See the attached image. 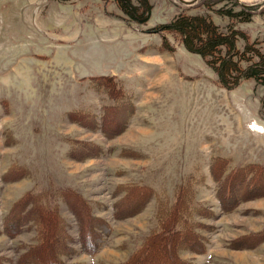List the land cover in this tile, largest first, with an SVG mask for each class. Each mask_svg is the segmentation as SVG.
<instances>
[{
	"label": "rangeland",
	"instance_id": "rangeland-1",
	"mask_svg": "<svg viewBox=\"0 0 264 264\" xmlns=\"http://www.w3.org/2000/svg\"><path fill=\"white\" fill-rule=\"evenodd\" d=\"M149 2L139 24L114 0H0L4 264L37 243L31 223L3 231L29 192L60 217L69 263L123 264L149 248L145 263L166 264L168 243L147 239L187 219L185 264H264V84L223 86L160 30L178 13L203 14L264 55L263 0ZM240 9L248 20L223 14ZM84 210L108 224L94 254L80 248Z\"/></svg>",
	"mask_w": 264,
	"mask_h": 264
},
{
	"label": "trees",
	"instance_id": "trees-1",
	"mask_svg": "<svg viewBox=\"0 0 264 264\" xmlns=\"http://www.w3.org/2000/svg\"><path fill=\"white\" fill-rule=\"evenodd\" d=\"M114 1L128 20L139 24L148 20L152 8L149 0ZM249 9H254V7ZM251 13V11L245 12L244 9L223 12V14L239 20H248ZM160 30L176 33L188 51L201 55L216 73L219 83L223 86L227 88L234 87L246 79H254L264 84V55L247 41L243 50L237 48L238 39H245L244 34L239 29L229 27L227 31H222L207 15L178 13L168 23L161 26ZM247 52L250 54L245 56ZM253 57H256V59H253ZM242 60L247 61L246 66H241L240 61ZM241 172L238 170V173ZM16 204V207L11 210L4 220L3 231L13 236L17 229L14 230V226H12L15 220L17 226L20 223L33 224L37 232V243L29 246L20 255L18 259L20 264H78L69 263L62 259V256L72 253L75 249L66 242L69 236L64 230L61 219L56 214L54 207H47V204L40 200V196L30 192L24 195ZM177 210L174 209V211ZM192 210L191 207L190 211L192 212ZM179 211L177 212L180 213ZM75 215L81 225L79 230L80 248L88 254H94L100 246L103 234L108 232V224L106 221L101 222L100 219L91 215L88 210H84L80 218L78 215H81V213L77 214L76 212ZM83 219H85L84 228L82 226ZM51 220L56 222L55 227L48 226ZM173 222L174 220L165 231L162 230L163 233L155 232L147 240L151 238L156 242L166 241L168 243L162 247L168 255L166 264H185V260L179 258L177 251L180 247L185 246V237L182 236V233L184 230L191 229V225L188 228L187 219L175 221V224L180 225V227L174 230ZM175 236H178V240L172 242L173 239L170 240V238ZM193 240L195 241V239ZM148 249L142 248L123 264H148L145 263L147 258L144 257ZM3 260V257L0 256V264H4ZM154 264L161 263L154 262Z\"/></svg>",
	"mask_w": 264,
	"mask_h": 264
},
{
	"label": "water",
	"instance_id": "water-1",
	"mask_svg": "<svg viewBox=\"0 0 264 264\" xmlns=\"http://www.w3.org/2000/svg\"><path fill=\"white\" fill-rule=\"evenodd\" d=\"M260 4H264V0H263V2H261Z\"/></svg>",
	"mask_w": 264,
	"mask_h": 264
}]
</instances>
